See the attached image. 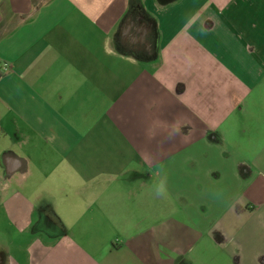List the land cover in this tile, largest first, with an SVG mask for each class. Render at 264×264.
<instances>
[{
    "label": "crops",
    "instance_id": "crops-1",
    "mask_svg": "<svg viewBox=\"0 0 264 264\" xmlns=\"http://www.w3.org/2000/svg\"><path fill=\"white\" fill-rule=\"evenodd\" d=\"M2 65L0 264H264V0H0Z\"/></svg>",
    "mask_w": 264,
    "mask_h": 264
},
{
    "label": "clouds",
    "instance_id": "clouds-1",
    "mask_svg": "<svg viewBox=\"0 0 264 264\" xmlns=\"http://www.w3.org/2000/svg\"><path fill=\"white\" fill-rule=\"evenodd\" d=\"M160 176V179L158 180L157 183L153 185L152 191L155 197L157 198H165L167 197L168 194V189H167V172L163 169L160 170L158 173Z\"/></svg>",
    "mask_w": 264,
    "mask_h": 264
},
{
    "label": "built area",
    "instance_id": "built-area-1",
    "mask_svg": "<svg viewBox=\"0 0 264 264\" xmlns=\"http://www.w3.org/2000/svg\"><path fill=\"white\" fill-rule=\"evenodd\" d=\"M0 70H1V72H5L6 70H8V67L6 65H2L0 67Z\"/></svg>",
    "mask_w": 264,
    "mask_h": 264
}]
</instances>
